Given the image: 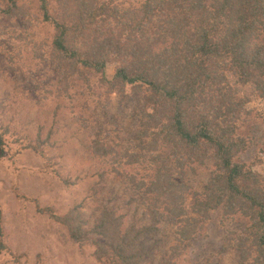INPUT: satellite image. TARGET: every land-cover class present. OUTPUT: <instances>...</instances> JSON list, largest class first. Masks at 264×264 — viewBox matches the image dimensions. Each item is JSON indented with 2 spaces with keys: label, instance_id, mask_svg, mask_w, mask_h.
I'll list each match as a JSON object with an SVG mask.
<instances>
[{
  "label": "trees",
  "instance_id": "trees-1",
  "mask_svg": "<svg viewBox=\"0 0 264 264\" xmlns=\"http://www.w3.org/2000/svg\"><path fill=\"white\" fill-rule=\"evenodd\" d=\"M19 3L4 0L1 11L51 27L30 52L51 65L60 96L73 91L101 103L103 94L119 102L140 94L128 142L105 123L91 132L89 148L96 158L148 169L147 180L128 175L142 222L75 206L54 217L67 237L90 243L102 264H176L201 225L222 210L238 226L223 238L222 253L233 250L236 264H264V146L253 160L240 159L252 141L242 133L248 104L264 100V0H38L34 14ZM75 121L94 128L84 116ZM207 164L202 190L191 192L188 172ZM163 224L176 227L175 243L153 262L144 242Z\"/></svg>",
  "mask_w": 264,
  "mask_h": 264
},
{
  "label": "rangeland",
  "instance_id": "rangeland-1",
  "mask_svg": "<svg viewBox=\"0 0 264 264\" xmlns=\"http://www.w3.org/2000/svg\"><path fill=\"white\" fill-rule=\"evenodd\" d=\"M23 3L31 14L36 13L38 0H20ZM3 4L0 0V134L4 139L0 264H102L92 255L90 243L70 240L54 217L75 206L86 215L96 207H106L122 214L126 222H142L137 191L128 175L147 180L148 169L144 164L120 166L111 158H96L89 148L91 132L105 123L109 131L120 132L122 144L128 142V135L137 129L140 94H131L125 102H119L115 94H103L101 103L73 91L68 97L60 96L51 65L42 64L30 52L51 27L35 21L33 15L7 18L1 11ZM111 74L109 68L107 76ZM248 109L251 113L242 133L252 141L240 158L243 161L253 160L264 146V100L253 98ZM78 116L86 117L94 128L82 129L75 121ZM38 143L40 148L29 146ZM114 168L123 173L117 174ZM210 169L207 164L195 174L188 172L191 192L202 190ZM237 228L236 221L222 210L213 212L176 264H236L234 251L223 254L221 248L226 245L223 238L234 237L231 234ZM161 229L156 238L144 242L143 250L153 262L166 257L175 243L176 227L163 224Z\"/></svg>",
  "mask_w": 264,
  "mask_h": 264
}]
</instances>
